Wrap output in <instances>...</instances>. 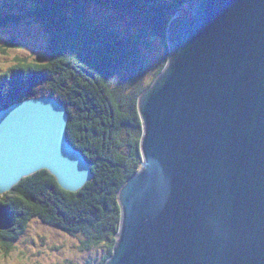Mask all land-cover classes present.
Here are the masks:
<instances>
[{
    "label": "water",
    "instance_id": "obj_1",
    "mask_svg": "<svg viewBox=\"0 0 264 264\" xmlns=\"http://www.w3.org/2000/svg\"><path fill=\"white\" fill-rule=\"evenodd\" d=\"M165 11L169 58L138 99L141 168L119 191L104 264H264V0ZM69 120L45 95L0 109L1 194L43 169L73 192L93 179Z\"/></svg>",
    "mask_w": 264,
    "mask_h": 264
},
{
    "label": "trees",
    "instance_id": "obj_2",
    "mask_svg": "<svg viewBox=\"0 0 264 264\" xmlns=\"http://www.w3.org/2000/svg\"><path fill=\"white\" fill-rule=\"evenodd\" d=\"M83 1L45 0L25 15L0 13V29L32 15L49 33L43 54H20L24 43L15 37L0 44L1 52L13 55V63L0 74V109L33 96L55 97L70 115L69 142L92 163L94 174L73 192L43 169L0 193L14 224L0 229V248L6 254L14 252L13 241L37 220L48 228L83 232L82 248L104 250L97 264L112 255L121 224L119 191L141 168L138 99L169 58L166 31L171 15L165 10L190 0H92L124 9L131 18L145 11L136 30L123 34L86 15L80 9ZM150 37L161 38L164 45L158 59L148 57V50L154 49Z\"/></svg>",
    "mask_w": 264,
    "mask_h": 264
},
{
    "label": "rangeland",
    "instance_id": "obj_3",
    "mask_svg": "<svg viewBox=\"0 0 264 264\" xmlns=\"http://www.w3.org/2000/svg\"><path fill=\"white\" fill-rule=\"evenodd\" d=\"M44 1L0 0V13L2 16L4 14L25 15ZM80 9H83L90 18L111 25L119 34L128 33L130 30L134 32L145 15V11H142L139 17L131 18V14L124 9L92 0H84ZM71 12V10L68 11L69 14ZM128 25L132 28L128 29ZM11 37L24 43V47L19 50L20 54H43L47 51L49 33L36 22L32 15H27L17 22L12 21L0 29L1 45L6 38ZM150 40L154 49L148 50V57L158 59L164 52L162 40L154 37H150ZM12 57V54H4L0 51V74L13 63ZM83 237H85L83 232L70 233L58 228H50V226L48 228V225L36 220L29 224L16 241H13L14 252L6 254L3 248H0V264H97L94 261L101 259L104 254L103 248H82Z\"/></svg>",
    "mask_w": 264,
    "mask_h": 264
}]
</instances>
